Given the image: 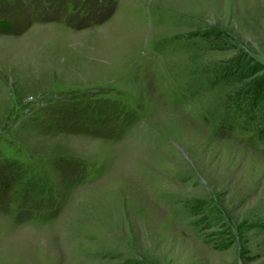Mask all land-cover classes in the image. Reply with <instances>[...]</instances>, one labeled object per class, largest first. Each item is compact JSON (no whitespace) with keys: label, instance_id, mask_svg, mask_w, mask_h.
<instances>
[{"label":"rangeland","instance_id":"374dc122","mask_svg":"<svg viewBox=\"0 0 264 264\" xmlns=\"http://www.w3.org/2000/svg\"><path fill=\"white\" fill-rule=\"evenodd\" d=\"M28 1L0 0V264H264V140L220 129L264 0H87L113 11L81 29Z\"/></svg>","mask_w":264,"mask_h":264},{"label":"trees","instance_id":"16d2710c","mask_svg":"<svg viewBox=\"0 0 264 264\" xmlns=\"http://www.w3.org/2000/svg\"><path fill=\"white\" fill-rule=\"evenodd\" d=\"M28 2L32 21H57L64 25H69L74 29L99 25L113 11L112 7L108 8L109 5L106 7L99 3L91 5L87 0L72 3L69 0H39L38 5L33 4V8L30 4L34 3V0H29ZM67 3L71 4L70 8L66 6ZM61 5L62 8L59 10V13L52 12L54 6L60 7ZM12 30V24L0 20L1 32H11ZM206 35H208V32H203L201 36L207 37ZM214 37L216 41H220L221 39L219 33L214 34ZM235 57L238 58V55ZM235 61L233 60L221 68V73L227 71V76L237 78L238 80L246 78V86L240 87L238 90H235L234 94L229 95L225 108L226 114L221 121L220 129L238 127L240 130L251 132L253 137L264 140V67L260 64L249 66L243 60ZM115 107L117 108L116 113L119 114L122 107L118 104ZM124 120L126 119L124 118ZM13 178L14 173L9 169V165L2 168L0 166V196L2 194L4 197H7L8 188L11 187ZM36 200H26L25 197L21 203L20 210H23L27 214L33 208H38L42 202ZM54 210L56 213L57 207Z\"/></svg>","mask_w":264,"mask_h":264}]
</instances>
